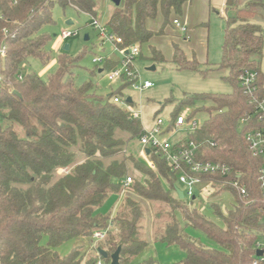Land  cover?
Wrapping results in <instances>:
<instances>
[{"label": "trees", "instance_id": "obj_1", "mask_svg": "<svg viewBox=\"0 0 264 264\" xmlns=\"http://www.w3.org/2000/svg\"><path fill=\"white\" fill-rule=\"evenodd\" d=\"M188 1L121 0L104 24L121 39L120 47L140 46L155 34L146 28L149 19L161 13L166 24L170 14H181ZM105 2L0 0V264H108L117 248L118 264H131L148 246L144 238L147 205L153 208L154 241L177 245L185 254L178 264H252L256 243L264 244V207L256 182L261 163L251 156L245 135L264 127L257 107L264 103V28L256 22L264 16V0H233L231 6H241L226 19L217 69L227 70L232 92L186 95L166 126V132L171 131L182 108L211 103L190 113L202 112L208 117L175 147L192 141L197 146V160L228 166L225 177L200 176L205 187L211 180H237L245 188L247 197L241 199L232 186L217 185L213 195L229 191L234 202L222 210L211 201L219 225L202 210L189 207L197 194L189 203L179 199L178 172L163 158L151 153L153 168L132 156L117 159L126 143L115 136L116 130L138 141L141 136L140 120L112 102L129 83L107 96L99 95L90 82L76 86L79 58L65 53L46 80L22 74L21 66L29 57L49 59L45 46L50 36L42 34V29L52 22L55 6L100 20ZM150 52L152 61L164 62L159 51L151 48ZM171 61L178 70H198L196 59H187L176 45ZM117 65L106 59L102 72ZM246 72L255 74L250 84L252 96L243 93L238 80ZM78 144L83 160L76 163L74 148ZM129 164L141 181L132 179L127 187L130 195L114 218L101 215L98 210L103 203L124 191ZM59 168H68V172L55 177ZM187 229L199 231L211 245L192 240ZM96 231L105 232L99 243L93 238ZM68 243L72 247L61 254ZM92 251L96 255L91 256ZM137 264L157 263L149 258Z\"/></svg>", "mask_w": 264, "mask_h": 264}, {"label": "rangeland", "instance_id": "obj_2", "mask_svg": "<svg viewBox=\"0 0 264 264\" xmlns=\"http://www.w3.org/2000/svg\"><path fill=\"white\" fill-rule=\"evenodd\" d=\"M227 0H190L181 11V14L171 13L168 22L165 24L162 14L158 13L155 18L146 22V28L155 32L148 43L139 46L140 54L132 59L133 71L137 74V83H151V88L146 90H135L129 86L122 89L121 98H131L133 108L139 112L140 123L145 128H150L152 121L160 117L163 120V127H166L171 119V113L176 109L179 103L186 95L212 94L226 95L232 92L231 85L226 81L228 72L226 69H217L221 62V46L223 42L224 31L226 28V19L234 15L235 10L241 4L235 3L233 6H225ZM116 8L111 0H106L100 21L105 22L109 13ZM52 22L42 29V34L50 36L45 50L49 55L47 61L29 57L21 66L22 74H34L42 80H46L57 69V59L61 54H66L72 58H79L77 63L74 83L76 86H82L90 82L99 95L107 96L116 92L120 88V82L111 84L106 77V73H98L103 69V65L94 64L92 60L96 57L103 59H112L118 61V54L113 51L109 43H101L97 31L91 25L90 16L77 14L72 9L62 10L55 6L52 11ZM68 20L72 21L67 25ZM176 20L179 26L185 31L181 32L179 27L173 25ZM262 28H264V16L256 19ZM165 24V26H164ZM164 27V28H163ZM163 28V34L158 32ZM63 30L76 31V36L61 41L59 38ZM88 35L89 40L84 41V36ZM64 45H68V51H64ZM173 45H176L187 59L194 57L198 63L197 71L178 70L172 63ZM154 48L160 52L164 62H154L150 58V49ZM154 67L153 70L151 68ZM261 71L264 75V38ZM211 106L209 101L197 102L195 106L182 108L179 115H184L189 122L197 123L200 127L208 115L205 113H193L198 107ZM264 107V104H263ZM188 109V112H185ZM185 135L184 131L173 135L171 142L181 139ZM115 136L126 143L122 154L117 157L122 160L124 155L132 156L139 162L149 166L151 160L143 153V148L138 139H130L126 132L116 130ZM79 144L74 148L76 151V163L82 161L83 155L77 152ZM128 176L132 179L141 181V176L128 165ZM63 175L56 174L55 177ZM177 189L183 190V186L176 184ZM200 185L197 188V197L195 201L188 204L190 208L202 210L206 217L216 224H221L220 219L212 213L210 207L211 201H216L220 208L228 209L234 204L233 195L229 191H224L219 196L213 195L218 187L211 185L205 187ZM164 188H168L164 184ZM204 188V189H203ZM126 189V188H125ZM123 191L119 195L109 197L98 210L101 215L114 218L119 211L126 195ZM189 203L188 200L185 201ZM145 224L146 235H144L148 246L144 252L132 261L131 264H137L146 259H153L157 264H178L184 260L185 254L177 245L167 246L154 241V221L153 208L150 205L146 207ZM186 234L192 239L202 243H209L199 231L187 229ZM44 242V241H43ZM99 243V241H98ZM98 243H94L96 247ZM263 244V242H261ZM211 245V243H209ZM72 247V243L63 246L61 254L66 253ZM96 255L92 251L91 256Z\"/></svg>", "mask_w": 264, "mask_h": 264}, {"label": "built area", "instance_id": "obj_3", "mask_svg": "<svg viewBox=\"0 0 264 264\" xmlns=\"http://www.w3.org/2000/svg\"><path fill=\"white\" fill-rule=\"evenodd\" d=\"M91 25L95 28L98 33L99 38L101 39V43H109L118 56V65L116 68L106 72L107 80L111 84H115L120 82V84L129 83L128 86L135 90H146L151 88V83L143 82L140 84L137 83V74L133 71L132 67V59L137 57L140 54V49L137 44L130 45L128 47H120L122 43L121 39L114 36L109 32L104 23H102L99 19L90 17ZM173 25L180 28L181 32L185 30L179 26V23L174 20ZM76 36V31H68L63 30L59 38L61 41H66L67 39ZM1 53H4L2 49ZM106 59L101 57H96L92 60V63L103 65ZM19 79L22 77L19 76ZM255 78V74L253 72H246L241 75L238 80L240 85L243 87V93L247 96H252V88L250 84ZM1 81V78H0ZM112 102L116 105L125 108L128 110L129 115L132 119L140 120L139 112L135 111L133 106V102L128 103L127 98H121L119 96H115L112 98ZM262 102H259L257 107L260 113V119L264 118V107ZM185 112H188V109H185ZM197 129V123L189 122L184 115H179L175 122L171 131L166 132V127H163V120L160 117H157L153 120V123L150 128H145L142 126L141 128V136L139 138V143L143 148L144 155L149 158L151 153L156 156L163 158L170 166L173 167L174 170L178 172V184L183 186V190H181L183 194V198L190 200L195 198V194L197 188L200 185H204L200 176L202 175H219L221 177H225L229 173V168L225 164L214 163L211 161H199L195 158L197 146L194 142L189 141L185 146H176L182 139L188 136L189 133L193 132ZM180 131H184L185 135L181 140L176 142H171L170 138L179 133ZM245 140L247 143V148L252 157L260 160L261 166L257 172L256 182L262 197V203L264 207V127L260 129H252L248 131L245 135ZM145 149L149 150V153H145ZM149 167L153 168L154 164L151 161L149 163ZM68 172V168H59L56 171L58 175H64ZM132 178L127 177L124 181V186L127 188L129 184H131ZM230 185L232 186L236 192L239 194L241 199H246L247 192L245 188L239 185V182L236 180L234 182H217L211 180L206 184V187L211 185ZM105 232L96 231L93 235L95 241H100L104 238ZM262 251L261 256H256V259L252 264H264V244L256 243V251ZM97 264H102L100 261Z\"/></svg>", "mask_w": 264, "mask_h": 264}, {"label": "water", "instance_id": "obj_4", "mask_svg": "<svg viewBox=\"0 0 264 264\" xmlns=\"http://www.w3.org/2000/svg\"><path fill=\"white\" fill-rule=\"evenodd\" d=\"M120 1L121 0H111L112 4L114 6H116V7L119 6ZM232 4H233V0H227V6H231ZM66 24L67 25H71L72 24V21L71 20H68L66 22ZM87 40H88V35H85L84 36V41H87ZM68 48H69L68 45H64L63 50L66 52V51H68ZM153 69H154V67L151 68V70H153ZM98 72L101 73L102 70H98ZM127 102L128 103H131L132 102L131 98H127ZM145 153L148 154L149 153V150L148 149H145ZM176 192H177V195H178L179 199L182 200L183 199L182 192L180 190H178V189L176 190ZM100 253L103 256V258H106L107 257L106 253H104L102 251H100ZM119 253H120V248H117V250L111 255L110 262L108 264H118L119 263ZM256 255L257 256H261L262 255V251L258 250L256 252Z\"/></svg>", "mask_w": 264, "mask_h": 264}, {"label": "crops", "instance_id": "obj_5", "mask_svg": "<svg viewBox=\"0 0 264 264\" xmlns=\"http://www.w3.org/2000/svg\"><path fill=\"white\" fill-rule=\"evenodd\" d=\"M189 1H190V0H189ZM189 1H188V2H189ZM186 3H187V2H186ZM186 3H185V4H186ZM225 6H227V1L225 2ZM88 40H89V37H88ZM109 60H111V61H115L116 59H115V60L109 59ZM116 62H117V61H116ZM98 73H99V72H98ZM101 73H102V72H101ZM152 123H153V121H152ZM181 139H182V138H181ZM181 139H179V140H181ZM179 140H176V141H179ZM176 141H175V142H176ZM82 160H83V159H82ZM80 162H81V161H80ZM126 189H127V188H126ZM126 189H124L125 194L128 193ZM128 191H129V189H128ZM82 264H84V263H82Z\"/></svg>", "mask_w": 264, "mask_h": 264}, {"label": "bare ground", "instance_id": "obj_6", "mask_svg": "<svg viewBox=\"0 0 264 264\" xmlns=\"http://www.w3.org/2000/svg\"><path fill=\"white\" fill-rule=\"evenodd\" d=\"M179 190V189H178ZM176 194H177V192H176ZM257 252V251H256Z\"/></svg>", "mask_w": 264, "mask_h": 264}]
</instances>
